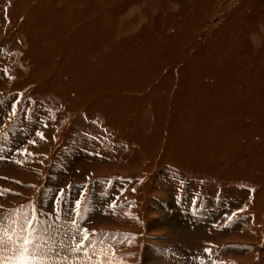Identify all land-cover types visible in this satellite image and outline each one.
Wrapping results in <instances>:
<instances>
[{"label": "rangeland", "instance_id": "374dc122", "mask_svg": "<svg viewBox=\"0 0 264 264\" xmlns=\"http://www.w3.org/2000/svg\"><path fill=\"white\" fill-rule=\"evenodd\" d=\"M21 261L264 264V0H0Z\"/></svg>", "mask_w": 264, "mask_h": 264}, {"label": "snow or ice", "instance_id": "6c2138e0", "mask_svg": "<svg viewBox=\"0 0 264 264\" xmlns=\"http://www.w3.org/2000/svg\"><path fill=\"white\" fill-rule=\"evenodd\" d=\"M19 264H23V262L21 261V262H19Z\"/></svg>", "mask_w": 264, "mask_h": 264}, {"label": "bare ground", "instance_id": "6f19581e", "mask_svg": "<svg viewBox=\"0 0 264 264\" xmlns=\"http://www.w3.org/2000/svg\"><path fill=\"white\" fill-rule=\"evenodd\" d=\"M60 240V239H59ZM61 240H63V239H61ZM58 240H56V242H57ZM65 246V245H64Z\"/></svg>", "mask_w": 264, "mask_h": 264}]
</instances>
